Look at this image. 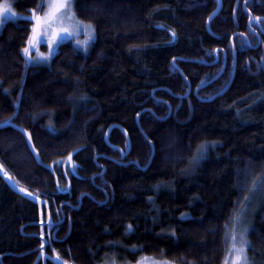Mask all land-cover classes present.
Returning <instances> with one entry per match:
<instances>
[{"label": "trees", "instance_id": "1", "mask_svg": "<svg viewBox=\"0 0 264 264\" xmlns=\"http://www.w3.org/2000/svg\"><path fill=\"white\" fill-rule=\"evenodd\" d=\"M74 6L95 27L87 53L70 41L26 65L33 21L1 30L0 264H224L252 195L247 255L264 264V0H222L209 26L218 0ZM24 194L48 204L51 244Z\"/></svg>", "mask_w": 264, "mask_h": 264}, {"label": "snow or ice", "instance_id": "2", "mask_svg": "<svg viewBox=\"0 0 264 264\" xmlns=\"http://www.w3.org/2000/svg\"><path fill=\"white\" fill-rule=\"evenodd\" d=\"M38 7L43 8L42 14L38 13L36 9H31V16L25 17L33 21L31 25L30 34L26 40L25 46L21 49L27 59L25 64L30 61H39L47 63L55 55L59 48V45L66 40H74L75 48L77 50H87L91 41L95 40V27L91 23H85L78 19L73 11L71 0H48L46 5H40ZM15 16L10 5L0 4V24L11 20ZM255 19L259 20V17ZM83 34L85 39L80 40L78 37ZM175 36V32H173ZM46 43L48 48L47 53L40 52L39 45L41 42ZM33 49L36 50V56L32 55ZM139 115V113L137 114ZM7 123V121L5 122ZM27 132V130H23ZM28 142L31 143V133H27ZM35 150V145H31ZM204 145L198 147L197 152L202 153ZM76 151H79L77 149ZM72 153L68 154V160L71 161ZM193 160H198L199 155H195ZM75 162H73V165ZM0 171H3L4 176L9 177V173L2 163H0ZM256 189V184L253 182L252 189ZM21 191L28 192L27 188H21ZM31 195V193H29ZM38 199V197H37ZM245 199H248L245 197ZM245 205L241 204L240 211H234L232 217H230L231 226L226 227L228 230L225 232V238L228 243V255L225 257L224 264H250L247 251L249 248V242L246 239L247 229H238V225L242 218V212ZM131 229V225L128 226ZM57 258H59L57 254ZM61 264H67V261H62ZM168 264V262H165Z\"/></svg>", "mask_w": 264, "mask_h": 264}, {"label": "rangeland", "instance_id": "3", "mask_svg": "<svg viewBox=\"0 0 264 264\" xmlns=\"http://www.w3.org/2000/svg\"><path fill=\"white\" fill-rule=\"evenodd\" d=\"M74 1L75 0H71V3H72V7H73V11L75 12V6H74ZM47 2H48V0H45L44 1V5H46L47 4ZM0 4H6V5H10L11 6V8H12V10H13V12L15 13V16L11 19V20H8V21H6V22H4V23H2V24H0V34H1V30H2V28L4 27V24L5 23H7V22H15V21H19V20H21V19H25V17H30L31 16V13H29V14H21V13H19V12H17L16 10H15V8H13V2L11 1V0H0ZM38 13H40V14H42V12H43V10H39V11H37ZM76 15V14H75ZM77 17V16H76ZM78 18V17H77ZM0 19H3L2 17H0ZM79 19V18H78ZM81 20V19H80ZM87 24V23H86ZM95 37H96V32H95ZM80 40H83V39H85V36L83 35V34H81L79 37H78ZM95 40H96V38H95ZM95 40L94 41H91L90 42V44H89V46H88V48H87V50L86 51H84L83 49H80V51L82 52H84V53H87V52H89V48L91 47V45H92V43L93 42H95ZM70 41H72L73 43H74V45H75V41L74 40H66V41H64V42H62V43H65V42H70ZM61 43V44H62ZM60 46V45H59ZM44 47V48H43ZM39 50H40V52H44V53H47V51H48V48H47V46H46V43H44L43 41L40 43V45H39ZM58 51L59 50H57L56 51V53H55V55L58 53ZM32 55L33 56H36V50L35 49H33V51H32ZM54 55V56H55ZM53 56V57H54ZM52 57V58H53ZM26 59H27V57H25ZM51 58V59H52ZM49 63H50V61H48L47 63H43V62H39V61H30L28 64L29 65H49ZM25 193H27V192H25ZM248 199H246L242 204L243 205H245V208H244V210H243V212H242V218H241V221H240V223H239V225H238V229H243V228H246L247 229V232H246V239L248 240V242H249V239H248V233H249V231H250V217L248 216L249 214H252V212H253V210H254V206L252 207L251 205H252V203H253V200H255L256 199V196H251V197H247ZM32 199V201H34V202H36L37 203V205H39V209L40 208H44V204H42V205H40L41 203H42V200H39V201H37V200H35V197H33V198H31ZM246 202H247V206H246ZM251 204V205H250ZM238 211H240V208H239V210ZM40 218H41V216H40ZM46 219V218H45ZM45 219H42V225H45V231H46V229L48 228V226L46 225L47 223H46V220ZM231 226V225H230ZM229 226V227H230ZM44 231V230H43ZM45 236L44 237H47L48 236V231H46L45 233ZM48 257H49V259H51L52 260V262H54L55 264H61V262L63 261L61 258H57V256H49L48 255ZM165 262H168V264H173V263H170L169 261H163V260H154L153 258H150V257H147V256H145V257H142L139 261H137V262H135V263H130V262H120V261H118L116 258H113L112 257V259H106L105 261H104V263H102V264H165ZM67 264H70V263H67ZM250 264H252L251 262H250Z\"/></svg>", "mask_w": 264, "mask_h": 264}, {"label": "water", "instance_id": "4", "mask_svg": "<svg viewBox=\"0 0 264 264\" xmlns=\"http://www.w3.org/2000/svg\"><path fill=\"white\" fill-rule=\"evenodd\" d=\"M218 2H219V7L215 10V12L212 14V16L209 18V20L207 21L208 22V26L210 25V23H211V21H212V19L214 18V17H216L222 10H221V8H222V0H218ZM124 135H125V137H126V140H127V144H128V146H129V151H130V148H131V146H130V139H129V137H128V135L124 132ZM107 136V141H108V135H106ZM117 150L118 151H121V149L120 148H117ZM24 195H26L27 197H29V198H31L32 196H30V195H28V194H24Z\"/></svg>", "mask_w": 264, "mask_h": 264}, {"label": "built area", "instance_id": "5", "mask_svg": "<svg viewBox=\"0 0 264 264\" xmlns=\"http://www.w3.org/2000/svg\"><path fill=\"white\" fill-rule=\"evenodd\" d=\"M47 215H48V210H47ZM46 225L48 226V229H47V231H48V235H49V231H50V229H51V220H50V215H48V217H47V219H46ZM42 236H44V233H43V235Z\"/></svg>", "mask_w": 264, "mask_h": 264}, {"label": "crops", "instance_id": "6", "mask_svg": "<svg viewBox=\"0 0 264 264\" xmlns=\"http://www.w3.org/2000/svg\"><path fill=\"white\" fill-rule=\"evenodd\" d=\"M40 212H41L40 216H42V213L44 212V210L40 208Z\"/></svg>", "mask_w": 264, "mask_h": 264}, {"label": "bare ground", "instance_id": "7", "mask_svg": "<svg viewBox=\"0 0 264 264\" xmlns=\"http://www.w3.org/2000/svg\"><path fill=\"white\" fill-rule=\"evenodd\" d=\"M218 7H219V2H218ZM221 9H222V8H221ZM106 142H107V144H109L108 141H107V138H106Z\"/></svg>", "mask_w": 264, "mask_h": 264}]
</instances>
